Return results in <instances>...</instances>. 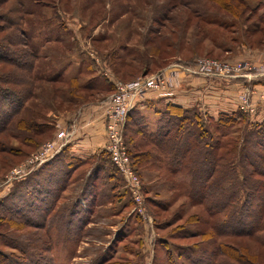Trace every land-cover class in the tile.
<instances>
[{
  "label": "rangeland",
  "instance_id": "1",
  "mask_svg": "<svg viewBox=\"0 0 264 264\" xmlns=\"http://www.w3.org/2000/svg\"><path fill=\"white\" fill-rule=\"evenodd\" d=\"M168 1L0 0V16L15 17L19 5L31 12L23 27L35 34L39 47L46 39L54 41L52 29L62 28L66 39L43 44L46 57L40 64L61 73V81L42 82V97L29 102L33 125L46 126L44 134L25 141L33 134L20 125L0 135V250L19 256L27 243L28 257L38 264L46 258V264L50 258L54 264H204L208 259L212 244L196 236L204 228L187 222L196 212L201 216V209L181 211L187 200L177 195L167 171L172 156L157 151L154 141L167 121L183 116L174 115L169 105L186 109L191 121L195 113L199 121L193 122L201 126L221 114L238 118V132L248 122H264V35L251 33L256 24L264 26L258 18L264 0H243L263 8L251 17L240 14L234 27L221 19L219 25H205V31L181 25L185 32L178 28L166 36L174 49L159 68L142 54L150 50L146 39L154 40L151 47L164 44L157 39L161 34L148 30ZM168 10L172 15L176 9ZM13 45L12 51L20 52ZM201 59L227 67L203 70L197 64ZM137 67L140 72L128 77ZM167 71L176 72L173 86L143 91L124 116L112 118L110 107L121 88L130 90L139 80ZM216 127L213 122L217 139ZM62 131L66 137L58 139ZM22 132L20 141L16 135ZM181 132L179 148L189 142L187 131ZM87 136L92 150L82 147L78 154L73 142ZM48 145L54 147L47 154ZM46 154L42 163L35 161ZM177 213L183 220L174 221ZM244 242L264 255L260 242Z\"/></svg>",
  "mask_w": 264,
  "mask_h": 264
},
{
  "label": "trees",
  "instance_id": "2",
  "mask_svg": "<svg viewBox=\"0 0 264 264\" xmlns=\"http://www.w3.org/2000/svg\"><path fill=\"white\" fill-rule=\"evenodd\" d=\"M200 1L204 3L205 11L197 0H169L164 6L166 9L162 17H155L148 30L151 33L161 34L157 39L164 44L151 47L154 40L146 39L150 50L143 52V58L150 57L153 65L160 68L162 66L160 61L170 56L168 49H174L166 36L178 33L177 30L181 25L195 24L196 28L205 31L203 28L205 25H219L217 21L221 19L219 21H222V24L234 27L236 24L234 20L239 19L240 14L244 15L248 12L247 15L252 16L263 8V4L252 7L243 0ZM19 6L20 9L18 11L15 9L13 12L15 17L10 13L0 16V34H4L0 40L8 42L7 46L0 43V135L10 132V128L26 125V128H29L28 133L33 135H27L24 140L27 141L29 138L33 143L34 140H38V136L44 134L46 126L33 125L34 109L31 104L29 106V102L42 97L41 90L44 89L42 82L61 81L58 78L61 73L55 70L45 71L43 69L46 65L40 64V60L46 57L42 50L43 44L46 40L47 43H58L66 39L61 27L59 30L52 29L50 34H55L54 41L46 39L39 47L34 43L35 34L30 32V28L26 30L23 27L25 17L31 12ZM169 7L171 11L176 9L172 15L169 13ZM218 14H228L233 22L223 20L225 16ZM258 18L260 22L264 21V15ZM155 24L158 25L156 28H154ZM45 27L48 28L50 25ZM181 30L186 31L184 28ZM251 33L264 35V26L262 28V25L256 24ZM13 43L20 47H16L20 52L12 51ZM162 45L165 46L161 48ZM158 53H162L160 58ZM140 70L141 68L137 67L128 77H135ZM123 78L125 77L120 78L122 82H128ZM169 107L174 115L183 116L167 121L166 127L157 135L154 146L161 154L170 152L172 156L169 161L167 160V171L174 189L178 192L177 195L187 200V205H184L181 211L187 209V206L201 209V216L196 212L187 222L204 228L197 231L196 236L207 239L212 244V252L204 264H264L263 253L257 248L251 250V247L244 242L247 238L260 242L261 248H264V182L256 179V176L264 177V122L256 124L248 122L244 130L240 129L238 132V128L234 130L238 126V118L234 115L221 114L217 120L210 117L209 126H201L199 122H193V120L199 121L195 113L191 121L183 107L179 105H169ZM36 114L42 117L41 112L36 111ZM19 115L21 116L19 121L13 122ZM213 122L218 127V131H221L220 137L223 141L219 140L220 137L214 138V133L211 132ZM186 123L192 128L184 127ZM182 130L187 131L189 142H181L182 146L179 148L177 144L181 141L179 134L184 132H181ZM172 133L175 134L171 135ZM23 135V132L22 135L17 133L16 139L21 141ZM182 174L185 176L181 177ZM183 218L182 213H177L174 221L178 222ZM30 247L31 245L27 243L25 246L21 245L19 256H13L15 259L10 256L11 254L0 250V264H38L37 261L33 262L29 258ZM45 250L48 251L47 248ZM43 260H40L41 263L46 264L44 262L47 258ZM48 264H54L51 258L48 259Z\"/></svg>",
  "mask_w": 264,
  "mask_h": 264
},
{
  "label": "built area",
  "instance_id": "3",
  "mask_svg": "<svg viewBox=\"0 0 264 264\" xmlns=\"http://www.w3.org/2000/svg\"><path fill=\"white\" fill-rule=\"evenodd\" d=\"M199 68L201 69H210L211 71L213 70V68L217 67L218 70H222V68H226L227 65H221L217 62L214 61H208V60H204L201 59L197 62ZM206 71V70H205ZM175 77H176V72L175 71H167V72H162L161 74H158L157 76H152L150 78H145V79H141L138 82H136L134 84V86L132 88H129L130 90L121 88L119 90L120 96L117 97V99L115 100L114 105L112 104L110 107V112H111V116L112 118H121L122 116H124L126 114V112L128 111V105L131 108V104L132 101L139 99L138 96H142L143 94H141L143 91L145 90H151V89H158L159 87H164L167 86L169 84H171V86H173V84L175 83ZM166 83H165V81ZM177 80V78H176ZM125 96L126 99L128 100V103H125L121 97ZM66 137V133L64 131L60 132L58 134V139H64ZM116 145H118V143H116ZM115 145V146H116ZM54 146L52 145H48L45 150L47 152V154L53 149ZM115 149V148H114ZM60 149L57 151L59 152ZM56 152V153H57ZM44 155L42 157H38L35 156V161H38V163H42V161L44 159H46L49 155ZM134 180H136V178H134Z\"/></svg>",
  "mask_w": 264,
  "mask_h": 264
},
{
  "label": "crops",
  "instance_id": "4",
  "mask_svg": "<svg viewBox=\"0 0 264 264\" xmlns=\"http://www.w3.org/2000/svg\"><path fill=\"white\" fill-rule=\"evenodd\" d=\"M91 131L88 130L87 135H90ZM87 137H82L81 139H78L77 141H74V145L71 148H74L76 150V152L79 154L82 147L84 149H88V150H92L91 147H93L92 145H90L89 141L87 140Z\"/></svg>",
  "mask_w": 264,
  "mask_h": 264
}]
</instances>
